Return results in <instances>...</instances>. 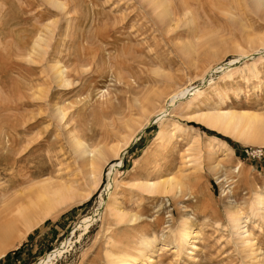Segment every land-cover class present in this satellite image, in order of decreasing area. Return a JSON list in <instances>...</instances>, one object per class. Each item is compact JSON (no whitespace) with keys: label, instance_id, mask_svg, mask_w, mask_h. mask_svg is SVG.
Returning <instances> with one entry per match:
<instances>
[{"label":"rangeland","instance_id":"374dc122","mask_svg":"<svg viewBox=\"0 0 264 264\" xmlns=\"http://www.w3.org/2000/svg\"><path fill=\"white\" fill-rule=\"evenodd\" d=\"M54 1L59 6L0 0V264H108V252L142 251L144 264H264V220L249 210L254 194H264V148L184 116L193 95L168 109L164 123L183 127L169 143L157 136L160 122L152 123L180 88L201 90V110L222 103L223 109L264 113V18L248 0L191 6V0H167L176 18L170 25L158 22L147 0ZM182 1L195 16V29L179 21L175 9ZM37 36L46 46L39 41L42 48H34ZM189 43L195 51L186 56L182 48ZM55 63L63 82L52 76ZM131 134L136 137L108 159L93 191L73 141L107 152L119 150ZM195 134L202 144L208 137L224 141L232 153L222 158L218 152V165L209 170L204 149L190 150ZM190 156L199 160L197 169L189 166ZM112 165V193L130 220L114 219L105 209ZM167 176L181 183L173 196L149 197L129 185ZM43 183H69L77 195L91 194L25 229L14 211ZM235 208L249 218L248 247L228 222ZM181 221L199 236L195 250L185 246L190 252L177 255L170 232ZM151 238L147 250L144 240Z\"/></svg>","mask_w":264,"mask_h":264},{"label":"bare ground","instance_id":"6f19581e","mask_svg":"<svg viewBox=\"0 0 264 264\" xmlns=\"http://www.w3.org/2000/svg\"><path fill=\"white\" fill-rule=\"evenodd\" d=\"M47 1L48 2L50 1L51 5L53 4L54 6H57V5L59 6V4H57L58 1L57 2H55L54 0H47ZM147 1L151 2L152 11L155 12V15H156L155 17L159 19L158 22L169 24L174 19H176L175 17L174 19L172 17L173 15H172L171 10L169 9L170 6L168 7L167 0H147ZM197 1L198 0H191L189 2L190 6L193 5L194 3L196 4ZM248 4L250 6V9L255 15H259L261 18H264V0H248ZM54 6L52 7L56 8ZM62 7L63 6L59 7L58 10L62 11L61 10ZM188 9H189V6H187V2L182 1L180 3V6L175 10L179 14V17H178L179 21L181 22L184 21L182 22V24L183 23L188 24L190 25V28L195 29L196 27L195 18H194L195 16L191 12V10H188ZM44 36L47 37V35H44ZM38 37L39 36H37V38ZM44 40L46 39H43V37L41 39V37H39L35 41L34 48L41 47L39 46L41 42L45 44ZM44 46H46V44ZM194 46L191 43H189L183 46L182 51L184 52L186 56H189V54L195 51ZM51 68H52V76L55 77V79L63 82L65 77H63L64 73L61 70V68L57 67V65ZM220 68L223 69V66ZM231 69H234V68H231ZM224 70L226 73L228 69L227 70L223 69V71ZM223 71L221 72L224 73ZM230 71L231 70H229V72ZM200 94H201V90L197 87H192L190 89L180 88L172 95L170 99H168L169 101L166 104H164L163 106L157 109V111L154 114V117H153L154 120L152 123H156L157 121H159L161 124V127L159 128L160 130L158 131L159 133L157 135L160 141L169 143L172 140V138L175 136L176 132L177 133L182 132L183 127H181L180 125L176 123H168V124L164 123L166 120L165 117H166V114L169 108L174 109L176 106H178L176 104L179 101L181 102V100L186 98V96L188 95H193V98H191L190 101L186 102V109H185L186 111L184 113V116H187L190 119L192 118L195 121L204 125L205 127L209 129H214L230 137L231 139L237 142H240L243 144H254L261 148H264V113L260 114V113H256L252 111H245V110L234 111L230 109H223L221 107L222 103L216 104L215 106L210 107V109L201 110L196 105L197 98L199 97ZM148 104H149V107L153 106L151 100L148 101ZM144 106L138 105L139 109L140 107L141 109H144ZM61 114L62 113H60V115ZM62 116L60 119H62ZM148 124H149V121L147 123L140 125L138 132L142 130ZM135 137H132V134L129 135L126 139H124L123 147H121L119 150H114V148H110L107 152L103 151L102 148L88 149L86 145L77 141V139L76 140L73 139L74 140L73 145L76 148V151L78 153V154L76 153L78 155L77 157L81 159V162L83 165L82 170H84V177L88 180L91 189L92 188L96 189L99 186L101 174H102V168L104 165L107 164L108 159L110 157H112L113 159L117 158L118 151L121 152L123 149L127 148L132 143L133 138ZM190 142H191L190 143L191 151L195 152V151H200L201 149H204L205 155H206V161H207L206 163H207L209 170H213L218 165L217 164L218 160L215 159V156L218 152L223 155L222 158L226 157L227 154L232 153V149L224 141L217 139L215 137H208L207 142L205 144H202L199 141V139L196 138V134H195L192 137ZM190 159H191V162L189 161L190 162L189 166H193L194 167L193 169H197V167L200 166L198 162L199 160L197 158H194L193 156H190L189 160ZM115 166L116 167L120 166V164L118 165L115 164ZM115 172H116V169L114 168V165L110 166L109 172H108V179L110 180L109 182H107L108 184H106L107 185L106 189L108 193L107 195L108 201L105 202L107 203L105 204L106 205L105 209L114 219L128 218V220H130L132 216L128 212H124L123 210L118 208L115 194L112 193L113 192L112 189H115L116 187L115 181L113 179V175L115 174ZM129 183L131 187L139 190L142 193L147 194L149 197L158 196V195L173 196L175 193H177L176 191L180 190L179 188L181 186V183L175 180L174 178H172L171 176L162 177L156 180L139 179V180L130 181ZM43 184L44 185H42L41 187L39 186L40 188L39 190L37 189L38 191L35 194L29 195L28 205H25V206L19 205L18 207H16L14 211L15 215H17V218L21 219V221L25 223L26 225L25 229L31 228L34 224H37L38 220L41 221L42 219L46 218V216L49 215L55 209L63 207L73 202H77L81 198L88 199L91 194L90 192H88L87 194L85 192L84 196L82 195L79 196L75 193L74 186L69 183L68 185L67 183L66 184L59 183L58 185H55L53 187H47V184L45 183ZM249 210H250L251 217L264 220V194L263 195H261L260 193L254 194L252 201L250 203ZM32 212H37L35 215L36 222H33L32 220L33 223H31L30 220H26L27 217ZM227 216H228V222L231 226V229L233 230V234L239 240L240 244H242V246H247V247L251 245L252 240L250 238L249 233H247V230H246V223L249 218L247 216H243L240 210L236 208L234 211H228ZM90 222H91V219L89 218L84 219L83 220L84 228H87ZM170 233L172 235V241L174 243V247L176 248L175 253L177 255L183 250L189 251L185 246L191 247L192 250H195L197 248L195 244L197 242L199 235L197 232L194 231L193 228H191V226L189 227V225H187L186 221H181L180 224L177 226V228L174 231L171 230ZM154 242H155L154 238L144 240L145 248L148 250L153 245ZM55 253H59L58 250H56L54 254ZM146 254L147 253H144L143 251L140 252L139 255H128L127 253L122 254V255H115L113 253L108 252L107 253V257L109 259L108 264H144L140 260V257H145Z\"/></svg>","mask_w":264,"mask_h":264}]
</instances>
